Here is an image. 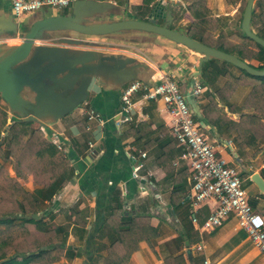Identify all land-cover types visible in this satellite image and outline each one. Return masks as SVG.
<instances>
[{
	"label": "crops",
	"instance_id": "obj_1",
	"mask_svg": "<svg viewBox=\"0 0 264 264\" xmlns=\"http://www.w3.org/2000/svg\"><path fill=\"white\" fill-rule=\"evenodd\" d=\"M117 2L80 4L79 8L74 4L66 16L88 26L135 19L128 17L125 10L121 12ZM157 8L154 15L157 25L187 33L172 27L171 9L166 12L159 5ZM62 13L45 8L16 18L10 0H0V62L16 52L36 22L64 16ZM138 16L149 21L144 13ZM80 36L84 35L62 28L44 29L27 59L17 67L32 78L46 77L39 85L44 96L30 88L21 94L25 102L36 107L33 112L22 115L3 99L14 118L32 120L40 126L51 140L60 143V149L70 160L74 177L54 200L56 213H60L56 218L71 216V208L76 205V212L88 221L86 234L104 235L109 247L111 227L100 230L106 211L118 200L123 206L122 215L145 217L156 232L155 238L139 243L128 264H177L174 259L179 256L184 257L185 264H264V256L234 215L215 231H203L214 206L211 203L197 210L193 208L189 177L182 181L178 176L187 167L180 159L181 150L172 135L174 116L163 101L135 98L130 120L117 126L120 117L124 119L121 94L130 83L155 85L170 76L188 92L196 80H204V64L210 60L205 61L203 55L147 32L85 36L99 40ZM232 87L233 82L224 76L210 75L208 87H203L198 98L199 104L206 105L208 96H215L218 113L235 123L231 127L241 121L243 114L254 112L239 97L240 92L250 94L251 87L240 86L227 101L224 96ZM90 110L99 114L101 120L90 119ZM200 110L202 133L216 146L218 157L231 167L240 171L246 167L250 174L260 173L264 178V138H249L243 142L244 148L235 141L237 131L227 130V121L216 115V125H211L204 118L201 106ZM244 185L250 200L255 201L252 207L264 216V198L259 196L258 188L246 180ZM76 227L72 223L71 230ZM187 249L192 251L191 261Z\"/></svg>",
	"mask_w": 264,
	"mask_h": 264
},
{
	"label": "trees",
	"instance_id": "obj_2",
	"mask_svg": "<svg viewBox=\"0 0 264 264\" xmlns=\"http://www.w3.org/2000/svg\"><path fill=\"white\" fill-rule=\"evenodd\" d=\"M75 1L72 2L69 8L74 6ZM92 1L103 2L106 0ZM143 1L144 5L150 6L154 0ZM193 1L196 3L195 9L192 11L194 18L200 19L205 23H210L207 17L209 12L207 10L204 11L202 0ZM246 5L247 2L245 7L243 6L242 8L243 14ZM140 8L136 7V9ZM62 14L66 16L68 9L63 11ZM133 18L148 21L146 18L138 15L133 16ZM251 24L253 31L264 39V0L255 1ZM186 34L205 45L238 57L259 71L264 70V47L249 39L243 31L241 36L242 42L229 47H226L224 44L226 42L224 36H220L218 40L213 41L212 36L199 31L195 33L187 32ZM253 61L258 62L259 65L255 66ZM216 64H221V67H217ZM235 68V66L227 62L211 59L204 64L202 86L208 87L210 75L216 77L224 76V78L233 82L232 89L224 96V99L227 101L231 100L232 95L240 86H250L251 96L246 99L245 103L254 112L243 114L241 121L231 127L235 123L218 113L215 96L209 95L207 98L209 103L205 105L200 102V106L203 110L204 118L211 125H216V115L219 116V119L227 121V130L230 133H233L234 130L237 131L235 141L245 148L246 144H243L245 140L257 136L264 138V77H254L242 70H240L241 75H235L232 71ZM1 100L3 101V98L0 95ZM195 121L199 124V129L202 133L203 129L197 116H195ZM0 129L3 130V133L0 134V156L2 155V143L5 142L9 143L11 150L18 151L21 149L14 157L17 158V161L21 159L26 160L29 163L28 168H31L29 169L31 173L39 171L38 174L42 177L44 184L42 188L36 189L33 193L26 195L25 197L28 196L26 202H18L16 195L13 202L15 212L17 213L15 216H13V212H3L0 215V264H51L54 261L56 252L60 254L64 253L69 232L64 227L52 228L47 224V219L49 221L55 219V213L54 209L45 206L53 202L54 198L63 190L64 185L74 177L70 160L54 144L46 132L40 126H36L33 121L22 120L8 126L7 114L0 109ZM173 159H176V157H173ZM187 170L179 173L180 180L186 181L187 176L191 177V170L188 167ZM250 177V173L241 171V178L246 180L249 185L252 184ZM259 196L264 198L261 194ZM254 202L250 200V204L253 207L255 206ZM122 209V204L116 200L114 205L106 211V216L100 230L103 231L105 226H110L113 231V234L109 236L110 245L106 249L109 252V257L112 259V264H128L131 256L138 251L141 241H150L151 238L156 237L155 230L149 226V220L137 215H122ZM72 211L71 218L75 217V221L82 218L79 213L74 210ZM42 213L45 214L43 218L39 217L35 219L33 217L34 215L39 216ZM80 223L86 234V222L81 219ZM26 230H32L30 239L23 234ZM20 234L25 237L26 244L21 249H17V252L8 255V251L14 244V239ZM98 236L102 238L103 235L100 234ZM174 261L177 264H185V259L182 256L175 258Z\"/></svg>",
	"mask_w": 264,
	"mask_h": 264
},
{
	"label": "built area",
	"instance_id": "obj_3",
	"mask_svg": "<svg viewBox=\"0 0 264 264\" xmlns=\"http://www.w3.org/2000/svg\"><path fill=\"white\" fill-rule=\"evenodd\" d=\"M73 1L10 0L16 18L45 8L62 12L68 9ZM202 93V82L198 79L195 81L194 95L198 99ZM138 97L144 101H163L167 110L174 116L172 135L181 150L180 159L192 173L189 178V199L195 210L210 206L211 203L214 206L203 225V231H215L234 215L241 228L248 233L253 245L264 256V216L250 204V196L241 178V171L220 159L216 146L200 132L199 124L195 121L196 115L179 83L170 76L164 77L155 85L141 81L130 83L121 94L124 119L120 117L117 121L118 127L130 120L136 105L134 100ZM88 117L101 120V116L94 110H90ZM52 141L60 148L56 139Z\"/></svg>",
	"mask_w": 264,
	"mask_h": 264
},
{
	"label": "rangeland",
	"instance_id": "obj_4",
	"mask_svg": "<svg viewBox=\"0 0 264 264\" xmlns=\"http://www.w3.org/2000/svg\"><path fill=\"white\" fill-rule=\"evenodd\" d=\"M116 2L121 8V12L123 10L127 12V16H136L144 13L149 19L155 18L154 15L158 9L157 6L159 5V7L161 6L166 12L168 9L172 10L174 21L172 23V27L175 29L194 33L199 31L201 33H205L206 35L212 36L213 41L218 40L220 36H224L226 40L224 44L226 47L242 42V8L243 6L245 7L247 2L246 0H202L204 11L207 10L209 12L207 17L208 20H210V23H205L200 19L194 18L192 11L195 9L196 3L193 0H154L150 6H147L146 4L144 5L143 0H116ZM136 7L141 8L136 9ZM80 37L90 39L94 38V40H99L97 37ZM253 64L255 66L259 65V63L255 61H253ZM234 72L235 75H241L239 69L238 71ZM240 93L239 97L244 101H246V99L251 96V93L248 94L246 91ZM0 109L7 114L8 126L14 122L20 121L10 114L8 111V105L2 100L0 101ZM1 133H3L2 129H0V134ZM1 149L0 215L3 212H13V216H15L17 213L15 212V206L13 205V202L16 195L18 197V202H26L28 200V196H25L33 193L36 189L42 188L44 184L42 182V177L38 174L39 171L31 173L29 171L31 168H28L29 163L26 160L21 159L20 161H17V158L14 157V155L21 149L18 151L11 150L8 142L2 143ZM54 200L45 206L54 209L55 213V219L53 221H49L47 219V224L52 228H66V230L69 232V236L67 238L64 253L60 254L56 252L54 261L51 264H112V259L109 257V252L106 250L109 240H107L104 235L102 238H100L98 235L93 236L91 234H85L83 231L84 229L81 230L83 226L80 223V220L82 219L87 224L88 221L85 218H80V220L75 221L67 214L62 220H58L56 216H58L60 213H56ZM68 210H70V208L67 209V211ZM71 210H78L77 206L73 205ZM44 215V213L39 214V217L43 218ZM72 223L76 224L78 228L76 227L74 230H71ZM31 232L32 230H26L23 232V234L28 236L30 239ZM93 239H96L97 246L95 245V242H93ZM24 244H26L25 237L22 234L17 235V237L14 239L13 246L8 251V255L17 252V249H21Z\"/></svg>",
	"mask_w": 264,
	"mask_h": 264
},
{
	"label": "water",
	"instance_id": "obj_5",
	"mask_svg": "<svg viewBox=\"0 0 264 264\" xmlns=\"http://www.w3.org/2000/svg\"><path fill=\"white\" fill-rule=\"evenodd\" d=\"M255 1L256 0H247V5L241 23V29L249 39L264 47V39L259 37L253 31L251 24L252 11ZM87 3L97 5L98 2L92 0H79L75 2V7L79 8L80 4ZM50 28H62L84 36H104L122 31H141L152 33L162 36L170 41L185 46L203 55L205 57V61L216 59L232 64L239 70L245 71L251 76L264 77V70L259 71L238 57L205 45L200 41L192 39L187 34L172 30L167 26H159L156 24L155 18L149 19V21L126 19L120 22L88 26L76 21L71 16L50 17L36 22L30 29L23 44L16 50V52H14L7 59L0 62V95L14 111L20 112L22 115L30 114V112H33L36 107L30 105L28 102H25L22 99L21 94L25 88H30L31 91H34L40 96H44V94H42L43 90L39 87V85L46 77L38 75L37 78H32L30 73L19 69L17 70V67H19V65L29 56L38 34L42 30ZM186 98L189 105L192 107L194 114L201 119L202 113L198 99L194 95V87H191L190 90L186 92ZM243 169L250 173L246 167ZM250 181L256 185L260 194L264 196V178L261 176V174H251ZM33 217L35 219L39 218L37 215H34ZM187 246H189L188 243ZM187 255L188 259L191 261L192 251L190 249H187Z\"/></svg>",
	"mask_w": 264,
	"mask_h": 264
}]
</instances>
